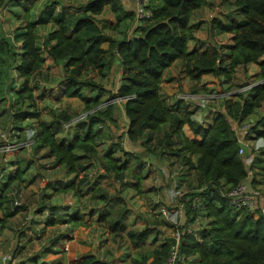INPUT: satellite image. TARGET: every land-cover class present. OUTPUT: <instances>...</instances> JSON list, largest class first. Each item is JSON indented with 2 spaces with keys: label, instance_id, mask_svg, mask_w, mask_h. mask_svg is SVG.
I'll use <instances>...</instances> for the list:
<instances>
[{
  "label": "trees",
  "instance_id": "obj_1",
  "mask_svg": "<svg viewBox=\"0 0 264 264\" xmlns=\"http://www.w3.org/2000/svg\"><path fill=\"white\" fill-rule=\"evenodd\" d=\"M10 1L0 0V8ZM15 1L20 3L21 0L11 2ZM146 1L138 2V7L144 13L140 19L148 20V24L140 30L136 27L132 35L122 39L106 35L103 22L97 16L109 8L117 18L111 29L123 20L134 21V11L127 10L123 0H89L79 7L82 13L78 16L61 12L53 15V9L35 21H29L25 15L24 25H18L11 35H0V105L9 104L5 113L16 133L23 129L25 120H34L35 152H43L42 158L52 159L54 167L63 166L67 174H73L74 179L69 181L57 180L60 182V186L55 187L58 191L73 192L75 197H82L91 182L86 176L78 180V176L96 161L101 165L103 178H112L121 183L122 188L130 186L141 192L139 168L144 163L134 151H126L118 143L122 159L114 157L110 148L103 155L97 150L100 142L109 139V135L104 136V128L110 129L109 124L116 123L113 118L115 106L109 102L118 98L127 123L124 134L130 141L139 142L142 152L151 159L174 157L197 173L199 190L180 199L186 220L179 225V252L185 264H264V215L259 211L253 213L247 207L236 209L227 196L231 189L249 177V167L238 153L242 143L229 120L241 124L262 107L264 82L244 91H231L229 95L233 98L228 95L223 100L224 112L216 111V119L207 127L191 119L192 111L181 112L183 103L180 106L179 101L183 102L182 99L169 104L160 94L164 73L176 61L183 62L186 74L196 83L206 74L217 79L222 77L223 83H229L237 66L257 63L264 56V0H228L242 19L231 18L228 23L217 21L215 17L211 20V30L229 36L225 50L222 49L224 45L215 41H205L207 44L198 39L196 27L190 23L193 13L206 6L207 0ZM48 24L52 28L46 30L39 43L37 29ZM104 43L108 44L107 49L103 48ZM47 57L62 64L63 69V78L52 95L54 100L80 99L84 114L72 116L65 110L57 113L50 109V119H42L34 110L36 99L46 97L47 87L39 85L38 75L44 70ZM115 61L121 70L119 86L109 99L103 101L101 96L105 88L83 75L88 70L98 69V74L105 76ZM230 90L228 88L226 92ZM263 121L264 116L251 127L252 136L245 137V141L264 137ZM67 124L74 128L71 136L62 135ZM185 124L198 138L190 139L185 135ZM248 146L252 153V147ZM258 162L261 161L254 160L252 167L264 169V164ZM29 166V162L25 163L23 168H17L15 176L9 175L5 184L1 182L0 207L3 208L7 195L4 191L10 189L14 180L22 181ZM129 176L134 180L127 181ZM89 196L88 200L100 204L91 207L89 215L97 213V222L106 224L114 236L126 231L128 205L120 191L109 195L98 184ZM18 208L15 206L6 216L15 215ZM61 208L49 207L48 225L64 222L75 227L86 226L84 213L68 214ZM159 214L162 216L160 211ZM199 217H206L208 224L202 225ZM163 218V227L176 229L171 219ZM152 234L150 244L155 247L151 250L149 264H162L175 241L172 236L158 243L159 233L155 229L128 231L136 248L143 247ZM11 256L15 257V254ZM140 256V260L132 259V263L147 264L146 253H140ZM66 264L111 263L88 254Z\"/></svg>",
  "mask_w": 264,
  "mask_h": 264
},
{
  "label": "rangeland",
  "instance_id": "obj_2",
  "mask_svg": "<svg viewBox=\"0 0 264 264\" xmlns=\"http://www.w3.org/2000/svg\"><path fill=\"white\" fill-rule=\"evenodd\" d=\"M11 1L0 8V35H11L18 25L26 21L25 15L29 21H35L42 15H47L45 12L53 9V15L61 12L64 15L74 14V16H78L82 13L79 7L89 0H21L20 3ZM142 1L123 0L124 7L127 10L134 11V21L123 20L114 29H111V27L117 23V18L106 7L97 16V19L103 22L105 34L115 39H122L127 35H132L136 27H138L137 30L144 28L148 24V20L140 19L136 14V9L139 6L138 2L141 3ZM207 1L206 6L193 13L190 23L196 27L195 34L198 39H201L204 43L215 41L220 45H224L222 49L225 50L226 45L230 42L229 36L226 34L219 35L216 30H211V20L215 17L217 21L228 23L231 18L238 20L242 17L237 15L231 1ZM51 28V24H48L46 27L37 29L36 35L39 43H41L46 30ZM192 45L193 43L190 44V47ZM103 48L107 49L108 44L104 43ZM115 63H112L110 72L105 73V76L98 74V69L88 70L83 75L84 78L89 77L99 82L105 88L106 91L101 96L103 101L109 99L119 86L121 70L118 68L116 61ZM262 76L264 77V56L257 63L237 66L229 83H223L221 81L222 77L217 79L209 74L201 75L200 80L196 83L186 74L183 62L176 61L164 73L160 94L169 104L174 103L177 99H182L183 102L179 101L180 106L183 103L181 112L185 110L192 111L191 119L199 121L207 127L216 119V111L222 110L224 112L222 103L229 94H232L231 91H244L263 81L264 79L260 78ZM62 78V64H56L47 57L44 70L38 75L39 85L45 84L47 87L45 88L46 97L43 99L37 98L36 104H34V110L41 115L42 119H50L48 115L50 109L57 113L60 110H65L72 116L84 114V105L80 99L62 98L59 102L54 100L52 95L57 91V86ZM244 83L249 84L240 88L239 85ZM51 87L52 89H50ZM228 88L231 90L226 92ZM49 91L51 92L50 96ZM39 92L40 89L34 95L36 96ZM95 92L97 91L95 90ZM86 93L88 94L87 91ZM229 98L233 97L230 96ZM111 103L115 106L113 118L116 123L109 124L111 130L109 127L104 128V136L109 135V139L106 138L103 143L100 142L97 150L103 155L107 148H110L114 157L120 156L122 159L123 156L120 147L117 146L118 143L121 144L124 150L134 151V155L138 156L141 162L144 163L139 168L142 176L141 192L135 191L130 186L122 188L121 183L112 178H103L101 165L96 161L93 162V165L81 171L80 176H78V180L80 177L86 176L91 182L90 186L84 189V193L82 192V197H75L73 192L63 193L58 191L55 188L60 186L58 181L74 179L73 174H67L63 166L54 167L52 159L42 158L43 152H35L36 145L33 146V136L36 122L34 120H25L23 129L16 133L14 132L16 129H13V124L9 123V117L5 113L9 104L0 105V186L1 182L3 184L7 182L9 175L15 176L18 167L23 168L25 163H30L28 170L22 175L23 180H14L13 184L9 186L10 189L4 191L7 195L4 198L3 208L0 207V258L4 255L10 256V264H66L71 260L94 254L99 259L106 260L111 264H133L132 259L140 260V253L145 252L148 257L147 264H149L151 250L155 247V245L150 244L153 234L143 247L136 248L129 238L128 231L138 232L144 228L155 229L159 233L158 243L172 235V228L161 225L164 218L160 216L159 211L162 206L168 209H174L175 207L180 209V199L184 195H190L199 190L197 173L174 157L169 156L160 159L154 157L151 159L150 155H145L142 152L143 148L140 143L130 141L124 134L127 123L123 114L122 103L118 98L109 102V104ZM263 116L264 103L256 112L247 116L244 122L253 126ZM229 122L233 130L236 131L237 123L230 120ZM262 125H264V121ZM65 126L68 127H64L65 131L62 135L67 133L71 136L74 128L69 124ZM183 130L188 138H198L192 133L188 125L185 124ZM254 140H257L253 144L256 145L257 149L254 153L256 157H253V162L254 160L261 161L258 163L262 165L264 164V137L249 138L245 144L247 145V143ZM111 141L116 144H111ZM15 142L25 146L13 151H3L1 149L3 144ZM243 160L247 166L248 160H245V157ZM136 164H134V167ZM248 167L249 174L252 176L251 184H254L252 188L259 190L260 197L264 202V169L252 167V164ZM130 171L133 173L132 166ZM126 180L133 181L134 179L129 176ZM98 184H101L109 195H114V193L120 191L127 202V228L120 235L114 236L107 229L106 224L98 223L97 213L88 214L91 207L100 205L96 201L88 200L90 199V192ZM15 206L19 207L17 213L13 216H6ZM52 206H60L62 207L61 211L68 214L74 211L84 213L86 226L75 227L64 222L48 225L47 220L51 214L49 207ZM181 214L183 215L179 222L182 224L186 218L184 217V211H181ZM198 220L202 225H207L209 222L206 217H199ZM45 248L47 249L45 250ZM12 254L13 256L15 254V257H12Z\"/></svg>",
  "mask_w": 264,
  "mask_h": 264
},
{
  "label": "built area",
  "instance_id": "obj_3",
  "mask_svg": "<svg viewBox=\"0 0 264 264\" xmlns=\"http://www.w3.org/2000/svg\"><path fill=\"white\" fill-rule=\"evenodd\" d=\"M137 15L139 17L144 16L141 7H138ZM261 82H264V80ZM251 127H252L251 124L247 122H243L241 124L236 125V131H235L236 134L239 135V141L242 143V146L239 148L238 153L239 155H241L242 159H244L245 157V160H248L247 161L248 165L252 164L254 157L253 154L249 153L248 151L246 154L244 153V151L246 150L245 147H247V145L245 144V137L251 135L250 133ZM24 146H25L24 144H20L18 142L6 143L1 146V149L3 151H13L16 149H21ZM251 181H252V176L249 174L248 181L241 182L227 193L228 199L232 204V206L235 207L236 209H240L241 207H247L254 213L259 211L264 215V202L260 197L259 190L252 188L253 185L251 184ZM177 208L178 207H175L174 209H168L167 207L162 206V208L160 209L161 215L168 220L171 219L172 220L171 222L174 224V227L176 228L175 230H173V233L171 235L175 241L173 244H171L170 250L162 264H185L184 258L179 252V240L181 237V232L179 230V225L181 223L179 221L183 215L181 214V211H183V207L181 206L180 209ZM9 259L10 256H5V255L2 256L0 258V264H6V263L10 264L9 262L11 259L10 260Z\"/></svg>",
  "mask_w": 264,
  "mask_h": 264
},
{
  "label": "clouds",
  "instance_id": "obj_4",
  "mask_svg": "<svg viewBox=\"0 0 264 264\" xmlns=\"http://www.w3.org/2000/svg\"><path fill=\"white\" fill-rule=\"evenodd\" d=\"M252 136V134L251 135H249V137H251ZM34 137V136H33ZM34 142V141H33ZM246 143V142H245ZM248 145H250L249 143H247V147H246V150L249 152V153H251L250 152V148H249V146ZM251 147H252V149H253V151H252V154H253V156L254 157H256L255 155H254V153H255V150L257 149V147H254V146H252V145H250ZM247 181H248V179H247ZM253 185V184H252ZM182 206V205H181ZM258 212V211H257ZM257 212H255V213H257ZM254 213V212H253Z\"/></svg>",
  "mask_w": 264,
  "mask_h": 264
},
{
  "label": "crops",
  "instance_id": "obj_5",
  "mask_svg": "<svg viewBox=\"0 0 264 264\" xmlns=\"http://www.w3.org/2000/svg\"><path fill=\"white\" fill-rule=\"evenodd\" d=\"M246 142V141H245ZM250 142V141H249ZM257 140L251 141V143H249L250 145L252 144V146L256 147V145H253L254 143H256ZM254 185V184H253Z\"/></svg>",
  "mask_w": 264,
  "mask_h": 264
}]
</instances>
